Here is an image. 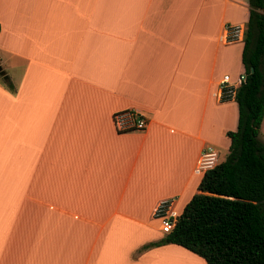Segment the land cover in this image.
Segmentation results:
<instances>
[{
  "label": "crops",
  "instance_id": "1",
  "mask_svg": "<svg viewBox=\"0 0 264 264\" xmlns=\"http://www.w3.org/2000/svg\"><path fill=\"white\" fill-rule=\"evenodd\" d=\"M248 16V0H0V264H206L144 245L158 203L197 192L202 151L228 154L238 106L219 85L244 71L225 25ZM126 108L145 130L116 131Z\"/></svg>",
  "mask_w": 264,
  "mask_h": 264
},
{
  "label": "trees",
  "instance_id": "2",
  "mask_svg": "<svg viewBox=\"0 0 264 264\" xmlns=\"http://www.w3.org/2000/svg\"><path fill=\"white\" fill-rule=\"evenodd\" d=\"M235 130L224 160L206 170L172 230L144 248L180 245L206 264H264V0H248ZM12 89L13 85L9 82Z\"/></svg>",
  "mask_w": 264,
  "mask_h": 264
},
{
  "label": "built area",
  "instance_id": "3",
  "mask_svg": "<svg viewBox=\"0 0 264 264\" xmlns=\"http://www.w3.org/2000/svg\"><path fill=\"white\" fill-rule=\"evenodd\" d=\"M244 26L236 24L225 25L226 42H235L243 38ZM245 74L241 73L238 84L245 80ZM237 86L229 83V76L224 75L219 85V99L222 101L234 98ZM149 118L138 108H126L115 112L112 116L114 128L117 132L142 131L149 124ZM218 161V152L212 146H207L198 159L196 171L205 172L212 168ZM154 215L159 221V228L166 234L172 230L178 212L174 208V198H166L158 203L154 210Z\"/></svg>",
  "mask_w": 264,
  "mask_h": 264
},
{
  "label": "water",
  "instance_id": "4",
  "mask_svg": "<svg viewBox=\"0 0 264 264\" xmlns=\"http://www.w3.org/2000/svg\"><path fill=\"white\" fill-rule=\"evenodd\" d=\"M0 75L4 78L7 79V75L5 74L4 70L2 69V66L0 65Z\"/></svg>",
  "mask_w": 264,
  "mask_h": 264
},
{
  "label": "rangeland",
  "instance_id": "5",
  "mask_svg": "<svg viewBox=\"0 0 264 264\" xmlns=\"http://www.w3.org/2000/svg\"><path fill=\"white\" fill-rule=\"evenodd\" d=\"M224 154H225V150H220V158H223V156H224Z\"/></svg>",
  "mask_w": 264,
  "mask_h": 264
}]
</instances>
